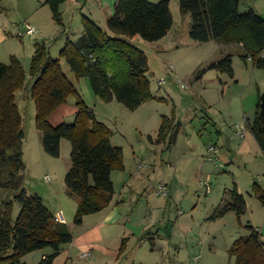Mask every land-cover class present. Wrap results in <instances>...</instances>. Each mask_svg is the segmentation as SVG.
<instances>
[{
  "label": "rangeland",
  "instance_id": "1",
  "mask_svg": "<svg viewBox=\"0 0 264 264\" xmlns=\"http://www.w3.org/2000/svg\"><path fill=\"white\" fill-rule=\"evenodd\" d=\"M114 3L73 0L66 10L63 5L62 25L53 18L56 28L60 34L65 27L73 34L70 38L62 34L59 40L53 34L46 39L28 35L29 26H34L22 12L13 11L6 26L7 38L0 39V62L9 64L15 56L27 73L25 87L17 92L25 134L24 188L29 195L40 196L54 215L62 211L74 237L54 264H235L230 250L237 239L250 234L248 226L261 232L264 241V205L257 195L259 189L264 194V153L249 129L259 94H264V71L255 68L251 60L246 62L237 44L193 41L192 16L181 13L179 0L170 5L173 29L156 42L109 31L107 22L114 15ZM250 10L264 16V0H240L239 11ZM83 16L112 37L140 48L149 64L147 78L154 98L132 111L117 100H102L89 79H77L66 60H61L64 73L86 105L111 130L112 145L123 149L125 170L117 173L122 178L115 181L114 195L122 215L119 223H104L105 213L100 212L85 216L81 225L74 223L78 199L65 185L72 144L64 139L60 157H52L45 152L42 133L36 127L37 111L31 97L35 80L30 75L35 45L45 41L50 56L60 59L67 41L77 42L83 35ZM229 54L233 55L234 78L207 70ZM200 70L206 72L199 74ZM76 102L70 97L57 108L50 124H73ZM164 116L174 120L176 129L164 143L153 144L149 136L157 141ZM239 130L246 131L245 139ZM213 146L219 151L217 158L210 154ZM161 186L169 189V197L158 193ZM235 190L246 202V212L240 218L233 211L220 214L233 202ZM8 201L15 203L16 221L22 206L12 191L0 189V208ZM83 253H90L89 258H81ZM51 254V248L35 251L24 257L23 263L39 264L44 255Z\"/></svg>",
  "mask_w": 264,
  "mask_h": 264
},
{
  "label": "trees",
  "instance_id": "2",
  "mask_svg": "<svg viewBox=\"0 0 264 264\" xmlns=\"http://www.w3.org/2000/svg\"><path fill=\"white\" fill-rule=\"evenodd\" d=\"M172 1L118 0L107 27L112 33L128 38L140 36L149 42L160 41L174 27ZM65 2H45L61 25ZM179 2L181 13L192 16L190 37L193 41L237 44L243 50L242 58L246 62L251 60L255 68L264 71V16L254 10L241 13L240 0ZM82 23L83 35L77 42L67 41L60 59L52 58L48 48L38 44L30 69L35 80L31 97L36 105V127L42 133L45 152L60 157L62 141L67 139L72 144V164L65 185L69 194L78 199L76 225H81L85 216L102 212L112 203L115 195L112 173L125 170L124 152L112 145L111 130L86 105L76 85L64 73L61 60H66L77 79H89L94 93L105 102L117 100L134 111L154 98L144 51L125 39L112 37L88 17L83 16ZM207 70L234 78L233 55L211 63ZM204 71L200 70L199 74ZM26 80L27 73L20 59L13 56L9 64L0 62V189L12 191L22 206L16 221L13 201L5 202L0 208V264H25L24 257L47 248L53 254L45 256L39 264H54L62 248L72 244L74 237L68 224L57 221L40 196L29 195L24 188L25 134L17 92L25 87ZM70 97L77 101L75 122L52 126L50 116ZM173 121L163 117L158 144L164 143L176 129ZM249 129L264 153V94H259L256 117L249 123ZM149 139L152 141V137ZM232 194L233 202L220 214L233 211L240 218L246 212V202L237 190ZM257 195L264 205L262 189ZM247 228L250 234L237 239L230 250L235 264H264L263 234L252 226ZM152 245L155 246L154 241Z\"/></svg>",
  "mask_w": 264,
  "mask_h": 264
},
{
  "label": "crops",
  "instance_id": "3",
  "mask_svg": "<svg viewBox=\"0 0 264 264\" xmlns=\"http://www.w3.org/2000/svg\"><path fill=\"white\" fill-rule=\"evenodd\" d=\"M47 0H0V39L6 40L7 36V27L10 22V15L11 12H22L21 14L23 17H25L35 28H37V34L34 36H41V38L46 39L47 36L50 34L55 35V40L62 39L60 35H65L67 38H70V35H72V31H69L68 29H63V32L60 34L58 32V26H56V22L53 19V13L52 10L48 5L45 4ZM118 0H115V3ZM15 2V3H14ZM79 2V1H78ZM114 3V5H115ZM73 5V0H67L65 3L63 9L66 10V8H70ZM74 5L76 6V2H74ZM114 5L112 8H114ZM114 10V9H113ZM59 34V35H58ZM38 44H44L48 50L49 47L47 46V43L45 41L37 42L35 45V48L37 49ZM152 137V136H150ZM153 144H157V141L152 137ZM118 171H114L112 173V181L114 183L115 187V181L116 179H121L122 177L117 174ZM125 183V180L123 181ZM115 195H116V187H115ZM115 206H112L114 205ZM119 202L117 200L113 199V202L109 207H107L104 211L100 212V214L105 213L104 216V223H118L122 220V215L120 211L117 209V205ZM156 245V244H155ZM47 255H44V257ZM43 257V258H44Z\"/></svg>",
  "mask_w": 264,
  "mask_h": 264
},
{
  "label": "built area",
  "instance_id": "4",
  "mask_svg": "<svg viewBox=\"0 0 264 264\" xmlns=\"http://www.w3.org/2000/svg\"><path fill=\"white\" fill-rule=\"evenodd\" d=\"M27 34L30 35V36L36 35L37 34V30L34 27H30L29 26L28 31H27ZM239 135H240V137L242 139H245V137H246V131L239 130ZM210 154H212L213 156H215L217 158V156L219 154V151L216 149L215 146H213L210 149ZM158 193L160 195L165 196V197H169V189L166 186H161L159 188ZM56 218H57V221H59V222H63V223L65 222V218H64V215H63L62 211H59L57 213ZM89 256H90V253H83L81 255V258L85 259V258H89Z\"/></svg>",
  "mask_w": 264,
  "mask_h": 264
}]
</instances>
